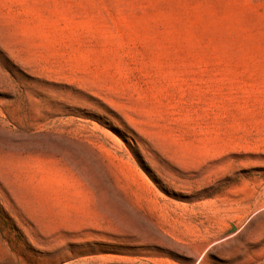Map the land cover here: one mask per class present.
Wrapping results in <instances>:
<instances>
[{
    "label": "rangeland",
    "instance_id": "374dc122",
    "mask_svg": "<svg viewBox=\"0 0 264 264\" xmlns=\"http://www.w3.org/2000/svg\"><path fill=\"white\" fill-rule=\"evenodd\" d=\"M0 264H264V0H0Z\"/></svg>",
    "mask_w": 264,
    "mask_h": 264
}]
</instances>
